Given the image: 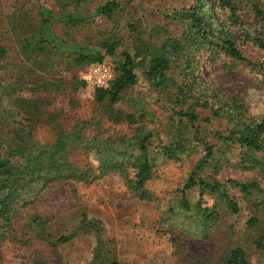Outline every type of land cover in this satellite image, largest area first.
Wrapping results in <instances>:
<instances>
[{
	"label": "trees",
	"instance_id": "16d2710c",
	"mask_svg": "<svg viewBox=\"0 0 264 264\" xmlns=\"http://www.w3.org/2000/svg\"><path fill=\"white\" fill-rule=\"evenodd\" d=\"M245 1L262 27L254 37L249 33L245 36L264 52V9L257 0ZM239 5L233 0H188L186 6L172 12V17L180 22L177 36L167 34L165 25L152 27L154 31L162 29L163 35L156 32L155 37L149 34L142 39L143 30L128 23L130 48H124L121 51L123 60L111 67L114 76L109 84L94 90V101L104 116L77 119L69 128L56 121L53 113L42 111V101L38 98L21 95L24 90L47 89L56 84L54 77L43 78L30 66L31 79L24 73H17L14 81L5 80L8 49L0 43V247L6 241L29 244L34 238L56 247L69 242L81 230L91 232L95 238L87 264H120L104 244L99 219L82 212L70 231L50 232L38 211L43 193L61 181L88 185L94 179L112 174L123 181L130 193L146 200V186L153 178L156 153L166 159H179L181 154L194 151L191 145L199 144L202 153L179 190L181 196L175 213L186 224L184 230L193 236L207 237L210 229L217 228L232 243L221 245L213 254L207 253L200 262L183 255L182 261L184 264H253L247 254L248 242L264 256V185L259 179L217 176L225 168L234 167L254 171L264 178V114L258 118L248 116L247 106L239 96L225 95L218 85L210 87L200 77L199 67L202 60L213 62L224 56L230 61L224 63L229 71L233 61L246 60L238 47L234 29H229L239 23ZM212 6H215V12ZM120 9L119 0H106L97 5L94 12L111 21ZM225 10V18L220 20L218 12ZM37 17L33 33L24 35L19 40V47L27 63L39 69L46 68L43 69L46 72L52 70L55 57H63L66 50L75 52L71 57L73 68L105 63L104 59L114 55L121 41L120 37L110 33L94 42L68 44L53 30V21L78 26L86 18L93 19V13L84 15L78 11L54 16L50 9L39 5ZM46 52L53 53L49 64L36 57L37 54L44 56ZM175 69L179 70V79L174 77ZM139 76L149 87L167 93L165 101L171 103L173 110L169 117L170 127L176 129L173 141L160 145L159 151L153 150L151 138L157 135L153 129H139L132 137L118 130L112 136L105 135L108 129L103 127L102 120L113 125L134 124L146 118L155 121L145 109L139 108L137 113L124 112L115 106L122 92L134 86ZM67 85L76 90L84 87L85 81L73 73ZM185 103L187 106L182 108ZM197 106L208 108L210 116L201 118ZM44 113H47L46 117ZM211 116L224 118L227 122L224 130L212 132L217 143L199 137L197 122L209 121ZM38 123L52 124L55 130L52 143L43 144L34 137ZM188 127L192 134L190 138L184 132ZM90 155L96 156L97 165L86 161ZM190 189L198 191L193 201L185 193ZM233 191L246 202L251 214L239 239L225 233V230L230 234L236 229L232 223L224 231L220 228L227 224L223 221L224 215L231 216L240 210ZM19 232L23 234L18 235ZM23 235L28 236L23 238ZM37 259L38 255L34 254L29 264H39Z\"/></svg>",
	"mask_w": 264,
	"mask_h": 264
},
{
	"label": "rangeland",
	"instance_id": "374dc122",
	"mask_svg": "<svg viewBox=\"0 0 264 264\" xmlns=\"http://www.w3.org/2000/svg\"><path fill=\"white\" fill-rule=\"evenodd\" d=\"M106 0H0V43L8 49L7 81H14L16 74L24 73L27 79L32 70L43 78L54 77L56 84L47 89L30 92L24 90L21 95L26 98H38L42 101V111L53 113L56 121L69 128L77 119L84 120L91 117H103L94 101V86L88 78L89 65L72 67L71 57L75 52L65 51L64 56H56L50 72L34 67L22 57L19 40L24 35L33 33L37 23V8L43 5L50 9L54 16H61L68 12L81 11L84 15L93 13V19L87 18L78 26L63 25L53 21L55 34L67 41L77 43L94 42L110 33L120 37L121 41L113 56H107L104 61L110 67L123 60L121 51L130 48L128 23L137 25L143 30L142 39L149 34L156 36L162 34V29L153 30L152 27H167V34H179V21L172 17L173 10L186 6L188 0H119L122 9L113 20H105L96 15L94 10ZM239 3V23L230 26L237 35V43L245 61H233L229 71L224 63L230 61L224 56L216 58L213 62L202 60L199 64L200 77L206 80L210 87L217 86L225 95L239 96L247 106L248 116L258 118L264 114V52L255 46L245 33L254 37L261 31L260 22L245 0H233ZM264 9V0H257ZM212 5V3H211ZM215 12V6H212ZM171 14V15H170ZM227 10L218 12L217 17L224 19ZM165 15H169L165 17ZM172 17V19H171ZM170 21V22H169ZM157 32V33H156ZM163 35V34H162ZM39 61L49 64L53 53L44 56L36 55ZM31 66V67H30ZM44 67V66H42ZM75 73L85 81L84 87L73 90L67 82ZM179 70L175 69L174 77L179 79ZM139 74V70H138ZM11 76L12 78H9ZM59 86V87H58ZM169 88V87H167ZM211 89V88H210ZM172 91L171 88L167 89ZM167 93L157 91L148 86L141 77L134 86L124 90L121 99L115 106L124 112H135L140 109L149 111L154 117L152 122L144 119L134 124H111L103 122L107 127L105 135L112 136L117 130L127 137H132L139 129H153L157 135L151 138L153 150L159 151L160 145L173 141L176 129L171 128L169 117L172 114L171 103L166 102ZM187 103L183 105L185 108ZM201 118L209 117L208 108L198 107ZM22 113V112H21ZM44 113V117L47 116ZM199 137L217 143L212 138L216 129L224 130L227 122L224 118L211 116V120H200ZM190 138L191 129L184 130ZM119 133V134H120ZM34 137L43 144L52 143L55 130L52 124L38 123L34 129ZM194 151L181 154L179 159H166L156 153L153 178L147 183V199H140L130 193L123 181L112 174L94 179L90 184H73L72 182H58L43 193L38 205V211L43 215L46 228L50 232L70 231L76 224L80 213L99 219L102 223V237L104 244L114 253L120 264H184L182 255L194 262L202 261L207 253L213 254L223 244L231 245L219 229H210L207 237L193 236L190 231L184 230L186 224L181 222L182 217L178 211V201L181 196L180 189L186 181L193 164L201 155L199 144L191 145ZM85 160V159H84ZM94 166L97 165L96 156L86 158ZM98 173V172H96ZM217 176H229L241 180L259 179L264 185V178L254 171H244L234 167L225 168ZM190 201L197 198V189L186 190ZM232 195L237 199L240 210L233 215H224L223 221L227 224L221 226L222 231L232 223L235 230L229 237L239 239L244 232V225L251 215L245 201L235 191ZM222 223V222H221ZM19 227V226H18ZM191 227V226H188ZM20 233L18 235H22ZM244 234V233H243ZM28 235H23L27 238ZM95 243L91 232L77 231L73 238L66 243L51 247L44 240L32 239L29 244L18 241H6L0 247V264H29L34 254L37 261L42 264H87ZM246 249L249 260L253 264L264 263V256L255 250L248 242ZM47 260V261H46ZM44 261V262H43Z\"/></svg>",
	"mask_w": 264,
	"mask_h": 264
},
{
	"label": "built area",
	"instance_id": "2783aa9c",
	"mask_svg": "<svg viewBox=\"0 0 264 264\" xmlns=\"http://www.w3.org/2000/svg\"><path fill=\"white\" fill-rule=\"evenodd\" d=\"M113 76L112 68L104 62L92 64L88 68V78L96 87H106Z\"/></svg>",
	"mask_w": 264,
	"mask_h": 264
}]
</instances>
